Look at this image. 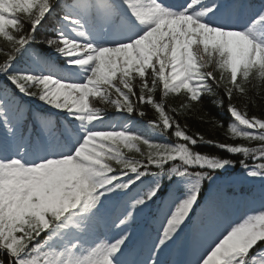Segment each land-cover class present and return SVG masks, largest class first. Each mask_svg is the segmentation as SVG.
<instances>
[{"label": "snow or ice", "instance_id": "6c2138e0", "mask_svg": "<svg viewBox=\"0 0 264 264\" xmlns=\"http://www.w3.org/2000/svg\"><path fill=\"white\" fill-rule=\"evenodd\" d=\"M230 7L227 0H0V255L7 264H166L206 206L205 184L222 179L217 173L239 163L244 182L264 184V118L232 104L247 85L264 86V7L243 27L229 22ZM53 18L54 35L42 42L51 53L36 49L38 30ZM213 65L219 78L207 71ZM213 84L229 101L226 135L258 147L189 135L163 102L183 92V107L191 108L218 95ZM22 97L65 113L67 127L53 131L43 119L47 135H27ZM133 98L157 114L153 132L171 133L176 143L109 124L93 103L145 116ZM214 103L223 106V99ZM205 143L242 158L202 153ZM154 204L168 211L142 256L133 225ZM201 243L207 246L190 264H264V210L218 236L209 226Z\"/></svg>", "mask_w": 264, "mask_h": 264}, {"label": "trees", "instance_id": "16d2710c", "mask_svg": "<svg viewBox=\"0 0 264 264\" xmlns=\"http://www.w3.org/2000/svg\"><path fill=\"white\" fill-rule=\"evenodd\" d=\"M264 7V0H239L238 13L241 11L247 12L251 17L254 18L255 14ZM57 20L53 18L44 25L42 29L37 32V43L33 45L38 50H43L51 53V49L45 48L42 43L45 39L54 35L53 26L56 25ZM27 28V25H25ZM0 47H5L2 41H0ZM5 59L4 55L0 53V62ZM52 61L57 64V66L63 64L62 60H58L55 54H52ZM207 71L213 72V74L219 78V71L213 65L208 68ZM211 82V81H210ZM255 86L247 85V92L244 95L239 93H234L232 98V104L241 111H246L249 117L264 118V86L259 84V81L254 82ZM214 91L218 93L216 96L204 95L202 102L193 103L191 108H184L183 105L187 102L184 93L180 95L172 94L164 99V103L167 109H176L175 113L170 112V115H174L181 126L185 127V130L189 135L200 134L206 141L211 140L213 142L227 143V144H240L243 143L246 146L258 147V142H247L242 139H231L226 135L227 125L232 122V118L227 112V105L229 103L228 98L225 96L222 87L216 88L213 84ZM136 92L137 97L139 95L138 81L136 82ZM162 94L159 89L154 94V99L161 100ZM223 99V106H218L214 101ZM134 103L139 104L138 99L133 98ZM23 107V119L25 122L26 134L35 138L37 135H47V130H43L39 121L43 119H48L52 122L53 131H59L64 127H67L68 121L65 118V113H58L55 109L49 108L48 106L41 103L38 99H30L28 97H22L19 101ZM95 106L100 107L104 110L107 122L109 124L121 126L127 124L129 130L133 132L142 133L144 136L151 140L164 142V143H176L174 137L171 133H165L162 135H157L149 127V123L157 119V114L147 104H139V109L146 113L145 116L141 117L136 113L132 115H127L125 113H120L115 110L114 107L110 105L101 104L99 101H93ZM218 122H222L220 125ZM242 127V126H241ZM4 129L0 128V140L3 139ZM140 147L143 150H147L146 146L141 144ZM202 153L214 154L226 158H231L233 160L239 161L242 157L239 155L230 156L223 151H220L216 147H212L207 143L201 145L198 149ZM127 156L142 159L139 153L128 152L127 149L124 150ZM119 170V166L113 165ZM155 171L154 168L151 169ZM242 173V170L237 163L234 172L231 173H217L220 177H227L233 174ZM126 179V177H125ZM145 180L151 181L155 179L154 177H145ZM165 187L168 186V180L165 178L163 180ZM217 185H213L211 188L206 183L204 186L205 197L210 195L212 190ZM168 211V206L161 207L159 204L152 205L150 212L146 213L136 224L133 225V230L137 235V249L147 255L146 246L151 245L155 241L156 236L163 224L165 213ZM186 233V232H185ZM182 236L181 240L174 246V252L171 256V264H182L184 249L187 240V234ZM46 234H43L39 239L43 241ZM169 255V253L167 254ZM166 255V256H167ZM0 260H3L7 264L8 256L6 254L0 255Z\"/></svg>", "mask_w": 264, "mask_h": 264}, {"label": "rangeland", "instance_id": "374dc122", "mask_svg": "<svg viewBox=\"0 0 264 264\" xmlns=\"http://www.w3.org/2000/svg\"><path fill=\"white\" fill-rule=\"evenodd\" d=\"M168 1V0H167ZM174 5H180L185 3V0L180 2L179 0H169ZM232 18V16H231ZM253 19L249 17H242L240 21L243 23L241 25H233L235 27H243L248 25ZM221 186L229 187L231 189H222L214 193L210 200L206 203V206L201 210L197 211V214L193 217L192 224L188 228V243L185 255V263L190 264V262L195 258L194 253L196 251H202L203 247L207 244L201 243V233L204 229L212 226L216 230V235L224 232L231 225L241 221L243 217L251 213H258L264 210V184L259 181L248 183L244 182L242 174L232 175L229 178L221 179L218 181ZM243 185H249L259 189L262 193L259 200L253 199L250 194H247L242 190ZM235 189V190H232ZM235 191V192H234ZM229 199V200H227ZM228 203L225 206L217 208L222 202ZM227 211V215L223 218L217 220L216 223L213 222L214 213L221 210ZM215 239V236L213 237ZM211 241H209L210 243ZM166 264L168 261H165Z\"/></svg>", "mask_w": 264, "mask_h": 264}, {"label": "bare ground", "instance_id": "6f19581e", "mask_svg": "<svg viewBox=\"0 0 264 264\" xmlns=\"http://www.w3.org/2000/svg\"><path fill=\"white\" fill-rule=\"evenodd\" d=\"M229 200V199H227ZM228 203V201L226 202H222L221 204H219L218 206H216L217 208L223 207L225 206V204ZM227 215V211H224L223 209L221 211H216L214 213V218H213V222L216 223L218 219L223 218Z\"/></svg>", "mask_w": 264, "mask_h": 264}]
</instances>
